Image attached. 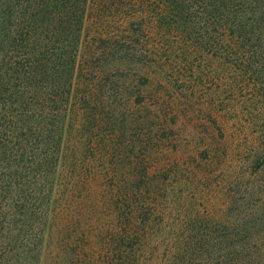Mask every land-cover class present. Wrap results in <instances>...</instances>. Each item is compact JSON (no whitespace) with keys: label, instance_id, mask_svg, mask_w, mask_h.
<instances>
[{"label":"trees","instance_id":"trees-1","mask_svg":"<svg viewBox=\"0 0 264 264\" xmlns=\"http://www.w3.org/2000/svg\"><path fill=\"white\" fill-rule=\"evenodd\" d=\"M262 173L264 0H0V264H264Z\"/></svg>","mask_w":264,"mask_h":264},{"label":"rangeland","instance_id":"rangeland-1","mask_svg":"<svg viewBox=\"0 0 264 264\" xmlns=\"http://www.w3.org/2000/svg\"><path fill=\"white\" fill-rule=\"evenodd\" d=\"M90 38V30H89V36ZM92 37V35H91ZM187 76V75H186ZM186 78H189V77H186ZM186 80H189V79H186ZM190 82V81H189ZM189 82H184V84L187 86L189 85ZM204 84V86L202 87H197L198 90H202L204 91V88L203 87H210V96L209 95H206V100L203 99V97H201V92L199 91L198 93H195L196 94V97H194L191 101V103H188V101H185V95L188 94V91L185 90V87L184 88H181V90L179 89L177 91L178 93V98H177V101L175 102L180 108H179V111L181 113V117H183L181 120L184 121V119L186 120L187 122V125L188 124H193L195 125V130L193 132H195L193 134V136H188L186 137V141L183 145H180L179 143H177V148H179V150H181L182 152H185V150H189L190 152L193 151L195 148H201V144H202V134L205 130H212V127H214V112L213 110L210 111V112H207V110H205L207 107H206V101H210L211 99H213V96H214V93H215V90L217 85L214 84V85H205V83H202ZM176 88L179 87V85H176L174 86ZM202 88V89H201ZM176 92V91H175ZM210 105V104H209ZM208 105V106H209ZM227 119L228 122H232L229 115H224V120ZM230 124V123H229ZM207 126L206 129H203V127ZM188 131V130H186ZM194 137L193 141H192V138ZM196 143H199L200 145L196 146V147H193L192 146V142H195ZM195 143V144H196ZM172 147L175 146V143H171L170 144ZM173 151V150H172ZM209 180L207 181V188L208 190L205 191V192H198L196 195L197 197H199L201 199V197H203V201L204 202H210V203H214L216 209H218V206H222V202L220 199H223V200H226L228 198V194L230 193H234L236 195V198L240 199L241 198V193L238 192V184L239 182L237 183V185L234 183L235 179L232 178V177H229L228 176H224L225 178L222 180V182L225 183L223 185H221V182L217 181V179H219V177L214 174L213 176H209ZM181 181H182V185L183 186H187L186 184L189 183L191 180H192V177L187 173V172H183V176H181ZM258 179H264V173L260 174ZM246 180V179H245ZM203 185L205 184L204 182L202 183ZM236 186V187H235ZM240 188H241V185H240ZM261 189L264 188V186H260ZM186 191V189H185ZM203 193V195H202ZM189 196V195H188ZM186 197V196H185ZM263 197L261 196L260 194H257L254 196L255 200L258 201V203L262 204V202L260 201V198ZM190 198V197H189ZM187 198L186 197V200L187 201H191L190 199L192 198ZM202 200V199H201ZM246 207H240V210L239 211H244L246 212ZM248 209H250L248 207ZM226 213H228V215H234L236 213H238V211L234 212V211H230V210H226ZM243 214V213H242Z\"/></svg>","mask_w":264,"mask_h":264}]
</instances>
